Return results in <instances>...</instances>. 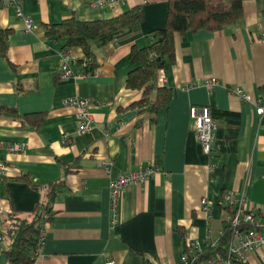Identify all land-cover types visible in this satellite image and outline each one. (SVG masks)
Returning <instances> with one entry per match:
<instances>
[{"label": "crops", "instance_id": "crops-1", "mask_svg": "<svg viewBox=\"0 0 264 264\" xmlns=\"http://www.w3.org/2000/svg\"><path fill=\"white\" fill-rule=\"evenodd\" d=\"M21 0L34 29L22 32L14 7L0 0V106L15 116L0 115V264L9 247L5 220L12 212L24 218L47 196L44 188L61 179L51 198V218L41 225V241L32 264H182L183 244L209 245L219 238L226 213L223 194L240 195L249 209L264 212V114L255 115V100L264 102V0H241L242 14L219 31L199 30L173 36V58L157 79L172 92L157 111L128 107L140 93L125 88L131 47L144 46L151 31L162 28L167 0ZM140 6L142 20L115 37L93 42L92 76L59 80L62 39L45 27L77 17L95 21L116 17ZM77 60L78 48L64 49ZM73 74H82L77 63ZM214 81L210 90L204 85ZM19 87L18 90L16 87ZM238 89L249 97L240 101ZM69 97L87 98L92 122L77 132ZM102 105V106H101ZM236 113L238 125L218 121L211 157L204 156L190 130L188 108ZM41 113L36 129L24 115ZM69 144L62 145V136ZM6 144H23L10 153ZM78 159L74 172L61 176V165ZM151 165L156 175L141 186L123 190L117 222L110 225L109 180ZM209 205L204 213L200 200ZM235 264H264V247L249 251ZM207 264V263H201Z\"/></svg>", "mask_w": 264, "mask_h": 264}, {"label": "trees", "instance_id": "trees-1", "mask_svg": "<svg viewBox=\"0 0 264 264\" xmlns=\"http://www.w3.org/2000/svg\"><path fill=\"white\" fill-rule=\"evenodd\" d=\"M242 14L241 0H167V12L162 28L151 31L144 46L131 47L128 53L130 70L125 76V88L140 93L137 101L128 107L153 111L165 108L172 97L169 88L160 83L157 74L165 61L173 58V36L175 34L194 33L199 30L215 32L226 25L236 22ZM142 20L140 6L109 19L81 21L75 16L55 25L45 27L48 37L62 39V49L78 48L82 58L77 61L84 76H92L95 68L91 50L93 42L115 37L120 31ZM0 56H5V39L0 34ZM18 86L16 89L18 90ZM10 108L0 106V115L15 116ZM213 121L224 122L227 127L238 125L236 113L210 110ZM23 119L36 129L42 120L41 113L27 114ZM78 159L73 163L61 165V176L74 172L78 168ZM61 179L47 185L44 190L47 198L38 203L27 216L20 218L12 212L5 220V235L9 247L5 253L4 264H32L33 256L41 241V225L51 218L50 201L61 187ZM226 209V208H225ZM228 210V209H226ZM232 238V229L223 223V228L216 246L204 244L200 251L194 252L190 264H201L216 255H223V250ZM183 244L182 253L187 247Z\"/></svg>", "mask_w": 264, "mask_h": 264}, {"label": "built area", "instance_id": "built-area-1", "mask_svg": "<svg viewBox=\"0 0 264 264\" xmlns=\"http://www.w3.org/2000/svg\"><path fill=\"white\" fill-rule=\"evenodd\" d=\"M120 0H100L93 2L92 5L102 4L105 6L116 5ZM21 0H4L6 6L14 7V15L18 22L22 24V32L28 33L34 29L31 19L26 15L21 7ZM259 42L264 45V36ZM77 59L69 55L66 50L59 51V65L57 75L59 80L70 78H84L83 74H73L70 67L77 63ZM214 81L207 80L204 82L207 90H210ZM232 94L240 101H249V97L242 91L235 89ZM255 115L261 116L264 114V102L255 100ZM96 104L87 98L69 97L63 100V106L67 109L74 110V116L77 122V132L80 134L89 131L92 118L89 109ZM102 106V105H101ZM188 119L190 122V130L195 134L197 142L200 146L202 154L208 158L211 157L213 145V133L217 128V123L210 117V109L205 106L191 105L188 108ZM68 136H62L60 143L62 145L69 144ZM5 148L10 153H23L25 146L23 144H6ZM158 169L151 165H138L133 170H129L124 174L117 175L109 180V206H110V225L113 227L117 222L118 199L128 187L141 186L149 179L156 175ZM6 177V168L3 162L0 161V179ZM244 198L240 195L236 201L233 199V194H223L221 203L226 206L224 224H227L232 229V238L223 250V255H216L204 263L207 264H235L243 259V255L249 251L264 247V212L249 209L244 203ZM201 211L207 213L209 211L208 203L200 200ZM217 241L209 245L216 246ZM204 244L197 242H188L185 251L181 254V263L190 264L189 257L203 248ZM104 264H114L113 260L107 259Z\"/></svg>", "mask_w": 264, "mask_h": 264}]
</instances>
